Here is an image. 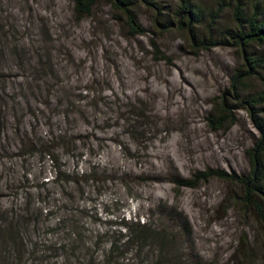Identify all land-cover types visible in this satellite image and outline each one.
Instances as JSON below:
<instances>
[{
  "label": "rangeland",
  "instance_id": "rangeland-1",
  "mask_svg": "<svg viewBox=\"0 0 264 264\" xmlns=\"http://www.w3.org/2000/svg\"><path fill=\"white\" fill-rule=\"evenodd\" d=\"M192 2L204 11L199 38L224 39L235 28L233 0ZM257 2L264 12V0H243L247 16ZM178 4L162 3L157 24L152 10L137 7L146 34L131 38L105 1L77 21L72 0H0V72L9 75L5 100L18 108L20 132L45 138L50 122L69 136L55 142L61 174L54 181L48 158L10 157L15 126L2 119L9 141L0 151V264H154L150 242L137 256L128 248L108 259L110 244L127 234L123 223L169 234L167 258L178 255L184 264H264V230L240 205L239 187L219 179L193 189L173 183L205 170L248 173L246 151L259 137L245 111L232 126L209 128L220 101L235 104L230 84L241 55L231 46L198 51L187 29L161 33ZM14 53L22 56L18 64ZM248 86L264 91L255 80ZM56 92L62 105L68 95L84 121L67 124L68 116L54 113ZM123 112L140 113L148 124H127ZM71 248L80 253L70 255Z\"/></svg>",
  "mask_w": 264,
  "mask_h": 264
},
{
  "label": "trees",
  "instance_id": "trees-1",
  "mask_svg": "<svg viewBox=\"0 0 264 264\" xmlns=\"http://www.w3.org/2000/svg\"><path fill=\"white\" fill-rule=\"evenodd\" d=\"M101 1H105L110 6L112 12L116 16L114 20L124 24L127 35L131 38H136L144 36L146 31L138 21L135 15V9L142 6L146 9L152 10L155 13V23L157 24L160 19L164 18V11L161 8V5L167 0H72V11L75 19L80 21L83 18L91 17L93 9ZM233 1L234 7L232 16L235 28L226 30L227 33H225L224 39L213 40L212 38L206 39L204 37H198L196 30L198 26L203 23L204 11L199 5L193 3L192 0H179L178 8L172 15L173 19L171 18L169 21L165 22V24H162L160 32L165 33L173 27H177L180 30L187 29V34L192 41V47L196 48L198 51L231 46L240 52L242 67L236 70L234 76L231 78L230 84L235 104L229 105L224 100L220 101V103L214 108L213 115H210L208 119V126L212 131H218L224 126H232L236 123V113L239 111H245L252 126L259 135L253 147L246 151L250 168L248 173L240 176L235 174L228 175L220 170H205L204 172L196 173L190 180L176 177L174 178L173 183L179 188L187 189H193L198 183L206 182L211 179H219L234 184L241 190V196L239 198L240 205L255 216L264 230V91L251 93L245 90L246 88L249 89L248 81L250 80L264 83V52L260 53L255 51L256 48L264 49V12L259 7L260 2H257L252 6L251 12L247 16L244 11L245 4L243 3V0ZM223 10V7H219L217 12L211 17L212 23H215ZM151 46L156 53H159L155 42L151 41ZM2 56L4 58L3 54ZM159 59L163 60L165 58L160 55ZM12 60L14 63L18 64L22 61V56L19 53H14L12 54ZM7 77H5L3 72H0V83L2 84L0 91L4 92L3 97H0V126L4 125L2 119L6 122V117L8 120L10 119L9 122H12L15 126V129L11 131L13 133L12 136L17 138L14 141L12 148V151L15 153L11 154L10 157H15L17 159L21 157L22 160L32 156H38L40 159H44L45 157L48 158L53 168L54 181H57L61 172L59 167H55L57 162L55 156V142L66 143L69 138V136L66 135V129L63 128L62 124H59V128L55 131L53 127H50V122H47V133L45 138L38 136L35 129H32V134H27L24 130L20 132V115L17 114L18 111L16 110L18 108L15 104L10 107L5 100V98L10 97V95L5 94L4 91L8 79ZM46 87L49 88L47 85ZM47 88L44 86L40 91L41 93L46 92L47 95L45 98L49 99L50 96ZM13 91L16 92L17 89ZM59 97L60 95L56 92V96H54L55 100L52 98V103L54 104L51 106L55 107L53 111L54 113L59 114L62 121L64 117L67 116V124L70 120L74 121L75 117L78 119L80 117L84 121L83 114L80 113L78 116H75L78 112L77 108L71 111L73 105L72 102H70L68 95L65 97L64 105H62V99ZM48 103V100H46L43 105H48ZM27 108L28 102L26 101V110ZM5 109L7 110V114L4 112ZM8 111H11L10 115L8 114ZM122 115V120L127 124L129 122H132V124H139L140 122L142 124H148V122H145L147 117L140 115V113L132 114L131 112H128L125 115L123 112ZM29 117L34 118V113L30 112ZM3 131L4 128L0 127V151L4 150V145L9 141V138ZM66 148L70 157L73 153L72 148L69 145H66ZM20 170L24 172L23 165L20 167ZM26 204L27 203H24V205ZM120 226L124 231L122 228L121 230L124 233L127 232V234L122 236L123 240L117 239L110 244L107 249L108 259L111 258V260H113L116 254L120 253V250L123 249V251H126L128 248H131V253L137 256L141 252V249L149 244L147 242H150L151 246H155L156 257L158 256V259L154 264H184L181 262L178 255L167 258V254L171 251L170 247L168 249L170 243L169 234L162 233L158 230L155 231L139 223L132 225L134 227L124 223ZM186 235H188L189 238L190 235ZM74 251L73 248H71L70 255L76 256L80 253H75ZM113 263L114 262L106 264Z\"/></svg>",
  "mask_w": 264,
  "mask_h": 264
}]
</instances>
